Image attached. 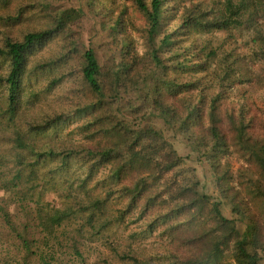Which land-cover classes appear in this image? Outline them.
<instances>
[{"label":"trees","instance_id":"1","mask_svg":"<svg viewBox=\"0 0 264 264\" xmlns=\"http://www.w3.org/2000/svg\"><path fill=\"white\" fill-rule=\"evenodd\" d=\"M0 2L7 4L8 0ZM128 2L142 20L141 25H136L133 20L131 29L126 17L129 14L127 7L115 15L114 9L103 1L97 13L104 14L109 21V34L121 53L122 86H117L113 80L107 83L93 47L84 50L69 47L67 49L72 52H63L57 60L66 62L74 56L81 60L83 81L95 100L78 107V116L90 110L97 116L94 112L103 106L105 98L118 100L121 97L119 88L127 90L125 84H130L134 90L146 91L143 100L152 106L155 116L164 120L167 130L187 141L193 150L190 156L199 161L207 160L220 192L219 199L198 188L200 181L193 179L195 172L190 175L185 159L166 139L164 130L153 127L129 129L123 121L110 129L102 123V134L108 140L103 145L41 149L32 136L71 119L59 114L29 123V131L16 128L11 133L14 146L35 159L29 160V155L20 153L11 157L0 154L2 264H150L147 257L131 248L132 245L116 241L107 232L115 221L133 212L139 202L145 200L150 204L163 192L171 201L185 200L181 205L177 202L173 215L191 212V220L199 221L206 209L208 218L215 221L214 230L219 232L208 239L210 247L206 256L200 258L194 253L182 264L217 263L223 253L222 245L227 246L229 242L235 248L234 258L238 264H263L261 225L253 215H247L241 202L245 193L253 202L260 200L264 205V137L261 140L252 137L249 126L253 118L245 108L235 114L237 117L228 116L229 124L232 123L235 130L234 144L249 163L248 168L240 172L251 176L250 182L254 184V189L245 191L232 183L230 163L223 160L229 152V138L222 129L221 106L228 91L236 84L256 82L264 85V68L260 71L253 68L257 62L264 64V0ZM37 3L50 12V26L28 31L21 39L6 34L0 45V59L8 62L7 73L0 75L6 88L0 104V111H3L0 128L17 126L24 82L30 78L31 57L65 31L73 37V25L83 15V10L78 7H53L48 0ZM97 4L90 0L88 5L96 11ZM6 18V21H17L19 16L8 15ZM132 30L142 31L143 52L137 49ZM248 30L252 32L251 39L244 33ZM222 32L226 35H221ZM238 36L252 41L249 53L240 51ZM91 133L89 138H94L95 131ZM76 159L77 165L80 163L81 168L87 169L86 177L82 179L77 175L75 186L56 181L57 174L66 180L75 177L73 161ZM57 161L58 165L49 168V163ZM108 165L109 178L117 185L122 184L120 189L125 192L121 195L130 197L128 209L118 212L117 217L107 208L113 190H108L105 195L97 191L101 182L112 184L108 176L104 181L97 180L93 186L88 185L99 168ZM173 170L178 172L177 177H166L164 184L158 183ZM185 171L189 175L188 183L179 180ZM240 184L245 185V181ZM160 186H164L165 191H160ZM48 193L60 196V205L44 201L43 196ZM169 199H163V202ZM224 204L231 206L236 218L230 219L224 214ZM154 225L155 222L151 227ZM98 242L105 251L97 248Z\"/></svg>","mask_w":264,"mask_h":264},{"label":"rangeland","instance_id":"2","mask_svg":"<svg viewBox=\"0 0 264 264\" xmlns=\"http://www.w3.org/2000/svg\"><path fill=\"white\" fill-rule=\"evenodd\" d=\"M38 0H8L7 4L0 2V45L6 34H11L16 38H22L25 33L31 30L43 29L52 23L50 12L44 10L37 3ZM52 2L53 7L71 8L78 7L83 10V15L73 25L74 35L70 32H63L53 39L43 50L33 55L30 59L29 71L30 78L24 82V92L22 95V103L17 117V126H9L0 128V154L5 153L9 157L17 154H23L28 157V152H24L15 147V143L11 142V133L16 128L29 131L31 123H37L64 114L65 117H71L65 123L62 122L58 127L43 131L32 136L36 145L41 149L55 147L57 150L62 148L82 147L87 144L103 145L108 140L103 136L104 123L110 129L118 121H123L129 129H146L153 127L157 130H164L166 139L172 143L173 147L178 151L179 155L185 159V166L189 170L190 175L194 171L196 176L193 179L200 181L199 189L211 197L219 199V189L215 185V178L211 174L210 165L207 160L199 161L190 156L192 148L187 141L170 129L167 130L165 122L162 118L153 114L152 106L143 100L146 91L134 90L130 84H125L119 88L121 97L118 100L105 98L103 106L97 109L93 115L92 110L89 113H83L78 116V107L86 106L92 103L95 98L86 87L81 73V60L77 56L69 58L66 62H60L63 52L70 54L69 47H77L84 50L93 47L96 50L97 57L102 65V69L106 76L104 77L108 84L113 80L117 86H122L123 71L119 64L121 53L117 50L112 42L109 34L111 32L109 21L104 14L98 15L104 1L107 6L114 9V14H120L127 7L129 14H126L129 20V26L133 20L136 25H141L142 20L137 16L128 0H94L97 4L96 11L89 7L90 0H48ZM210 1V0H203ZM105 8V7H104ZM23 9V10H22ZM8 15L19 16L17 21L8 20ZM105 27H104V25ZM132 27L130 26V29ZM251 39V31L244 32ZM140 33L132 30V35L136 41V47L143 52V39ZM221 35H226L222 32ZM238 35V34H237ZM74 38V39H73ZM237 41L240 45V51L244 54L249 53L253 46L252 41L247 42L246 37L238 36ZM54 60L56 62L54 63ZM53 63V64H52ZM43 65H46L43 67ZM52 65V68L49 66ZM253 68L260 71L264 68V64L257 62ZM8 71V62L0 59V75L6 74ZM110 72V73H107ZM56 83L53 84V81ZM6 88L0 80V104L3 102ZM247 110L248 114L253 118L250 121L249 131L254 139H263L264 137V85L256 82L246 84H236L228 91V96L221 106L222 129L227 134L228 153L223 158L224 161L230 163V174L232 175V183L237 187L245 189H254V184L250 182L251 176L241 174V170L248 168L249 163L242 153H239L238 147L234 144L235 130L232 123L229 124V115L237 117L239 112ZM249 110V111H248ZM3 111H0V114ZM99 114V115H98ZM3 116H0L2 120ZM101 118V119H100ZM92 121L91 123H88ZM30 123V124H29ZM86 124H90L87 126ZM91 131H95V137ZM100 131V132H99ZM29 160L35 157L29 155ZM59 161L49 163V168L58 165ZM78 160L73 161V170L75 177H69V180L60 174H57L56 181H65L72 183L74 186L78 183L76 176L82 179L86 177L87 169L81 168ZM77 165V166H76ZM252 168V167H251ZM110 165L99 168L89 186L96 184L97 180L104 181L105 176L110 177ZM178 172L171 171L165 175V178L158 181L164 184L166 177L173 179L177 177ZM189 175L187 171L179 176V180L188 183ZM109 180V185L98 184L97 191H102L103 195L108 190H113L114 194L107 204V208L114 217L118 212H125L128 209L130 197L121 195L122 184H115L113 179ZM245 181V185L240 182ZM127 181H125L126 183ZM160 191H165L164 186L159 187ZM158 190V191H159ZM237 190V189H236ZM178 196V195H177ZM244 201L241 202V208L246 211L247 215H253L261 225L262 236L260 239L264 241V205L260 200L253 202L249 194L244 193ZM169 199L168 194L163 192L158 195L152 203L145 200L139 202L133 212L124 215V219L115 221L107 232L110 237H114L116 241L132 245L131 248L138 254L147 257L150 264H182L192 254H197L200 258L206 256L210 243L208 239L215 237L219 232L214 230L215 221L208 218L205 209L203 218L199 221H192L193 213H179L173 215L174 207L179 203L185 202L179 198L167 202L163 199ZM44 201L51 204L60 205L62 199L60 196L48 193L43 196ZM179 200V201H178ZM149 204V205H148ZM263 205V206H262ZM224 214L234 219L237 215L233 214L231 206L224 204L222 206ZM170 215V216H169ZM163 217V218H162ZM121 218V217H120ZM157 221V222H156ZM155 222L154 228L151 224ZM240 223V222H239ZM238 224V223H237ZM2 227H0V230ZM150 229H153L152 232ZM5 237V236H1ZM97 248L104 250L101 242L97 243ZM223 253L220 254L217 263L211 264H238L235 260V248L232 242L226 246L222 245ZM93 261V259H92ZM116 262V260H115ZM264 264V259L262 260ZM0 264H2V255L0 254ZM116 264H126L116 262Z\"/></svg>","mask_w":264,"mask_h":264}]
</instances>
